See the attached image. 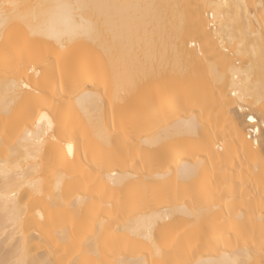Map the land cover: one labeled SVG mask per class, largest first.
Segmentation results:
<instances>
[{"label": "bare ground", "instance_id": "obj_1", "mask_svg": "<svg viewBox=\"0 0 264 264\" xmlns=\"http://www.w3.org/2000/svg\"><path fill=\"white\" fill-rule=\"evenodd\" d=\"M15 259L264 264V0H0Z\"/></svg>", "mask_w": 264, "mask_h": 264}, {"label": "snow or ice", "instance_id": "obj_2", "mask_svg": "<svg viewBox=\"0 0 264 264\" xmlns=\"http://www.w3.org/2000/svg\"><path fill=\"white\" fill-rule=\"evenodd\" d=\"M25 87L27 86L25 85ZM0 264H5V262H0ZM6 264H24V262L21 259H15L13 261L6 262Z\"/></svg>", "mask_w": 264, "mask_h": 264}]
</instances>
